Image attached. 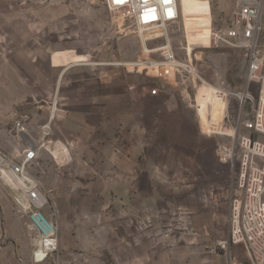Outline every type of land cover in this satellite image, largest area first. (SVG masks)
I'll return each mask as SVG.
<instances>
[{
  "label": "rangeland",
  "instance_id": "rangeland-1",
  "mask_svg": "<svg viewBox=\"0 0 264 264\" xmlns=\"http://www.w3.org/2000/svg\"><path fill=\"white\" fill-rule=\"evenodd\" d=\"M180 2L179 22L147 34L149 48L168 36L177 56L190 54L209 82L225 78L241 86L244 52L209 47L207 39L210 26L231 22L235 0ZM57 52L83 60L55 64ZM145 55L135 26L104 0H0V145H11L17 158L24 153L12 136L22 117L39 146L30 172L47 194L44 212L59 235L47 260L32 256L35 263L24 264L246 259L244 246H224L233 172L217 146L227 139L204 130L224 104L212 106L207 86L194 75L163 81L126 65ZM257 86L251 85L256 95ZM155 88L158 94L151 93ZM237 112L232 102L230 117ZM0 187L6 196L0 199V264H23V247L33 252L36 236L15 192L2 181Z\"/></svg>",
  "mask_w": 264,
  "mask_h": 264
},
{
  "label": "built area",
  "instance_id": "built-area-1",
  "mask_svg": "<svg viewBox=\"0 0 264 264\" xmlns=\"http://www.w3.org/2000/svg\"><path fill=\"white\" fill-rule=\"evenodd\" d=\"M104 4L110 12L131 21L141 36L146 55L126 62L127 66L149 70L163 81L176 73L194 75L207 86L212 106L216 102L224 104L221 114L213 117L211 113L204 126L206 133L226 137L218 144L217 155L232 166L229 234L224 246L245 248L246 259L232 264H264V0H235L231 22L211 30L209 47H234L246 56V70L239 87L229 85L225 78L209 82L194 65L189 50V58L177 56L168 36L162 45L149 48L147 34L164 32L181 19L180 0H104ZM155 53L160 56L152 57ZM252 83L258 84L257 95ZM159 91L155 88L151 93ZM232 102L238 108L233 118L228 113ZM24 122L20 117L13 127L16 138L25 146L24 153L14 158L0 148V181L15 191L16 202L27 214L36 236L34 260L44 262L58 250V226L44 212L49 203L47 194L30 172L39 146L28 135ZM38 251L44 253L39 256Z\"/></svg>",
  "mask_w": 264,
  "mask_h": 264
},
{
  "label": "bare ground",
  "instance_id": "bare-ground-1",
  "mask_svg": "<svg viewBox=\"0 0 264 264\" xmlns=\"http://www.w3.org/2000/svg\"><path fill=\"white\" fill-rule=\"evenodd\" d=\"M211 30H212V26H210V28L207 31V39L209 41V45L211 43V36H210L211 35ZM157 35H159V34H157ZM81 60H83L82 57L76 56V55H72V53H67V52H57V53L54 54V57H53V62L55 64H62L63 62H67L68 63L67 67L70 66V65H72V64H76L77 61L80 62ZM223 75H224V73H223ZM41 253H42V251H40V252L38 251L39 256H40Z\"/></svg>",
  "mask_w": 264,
  "mask_h": 264
},
{
  "label": "crops",
  "instance_id": "crops-1",
  "mask_svg": "<svg viewBox=\"0 0 264 264\" xmlns=\"http://www.w3.org/2000/svg\"><path fill=\"white\" fill-rule=\"evenodd\" d=\"M13 137L15 136L14 134L12 135ZM10 147H8V149H5L3 148L1 145H0V148L4 149V151L6 153H8L10 156L14 157V158H17L16 156V149H11V145H9ZM15 192V191H14ZM12 195V198L15 197L16 198V193L14 194L13 192L11 193ZM5 195H4V192H3V189L0 187V199H4L5 200ZM7 199V198H6ZM9 199H11V197H9ZM8 200V199H7ZM26 233V232H25ZM33 245V244H32ZM22 256H23V264L24 263H27L28 261L32 262V256H33V252H32V249L30 248H25L23 247V251H22ZM34 262V261H33ZM35 263V262H34ZM37 263H42V262H37Z\"/></svg>",
  "mask_w": 264,
  "mask_h": 264
}]
</instances>
